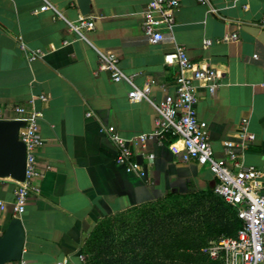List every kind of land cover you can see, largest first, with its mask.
<instances>
[{
	"label": "crops",
	"instance_id": "crops-1",
	"mask_svg": "<svg viewBox=\"0 0 264 264\" xmlns=\"http://www.w3.org/2000/svg\"><path fill=\"white\" fill-rule=\"evenodd\" d=\"M89 1L87 17L94 28L84 33L85 41L67 25L81 15L75 0H0V109L7 119L17 118L10 111L15 106L43 111L37 158L48 166L37 180L39 193L29 196L20 216L13 209L16 184L0 179V235L15 217L25 234L21 260L10 264H81L84 242L103 218L169 193L183 195L215 184L207 167L181 161L180 139L171 145L151 141L133 146L145 178L115 165L116 148L103 128L113 126L125 139L149 133L155 110L148 101H128L129 83H113L108 72L94 74L98 52L115 53L122 72L134 75L136 87L154 80L149 98L156 104L165 92H173L179 73L164 63V55L174 49L170 36L192 62L222 70L212 95L198 87V121L209 133L214 156L222 158V142L238 144V123L247 119L255 141L242 160L263 172L264 185V30L256 27L264 16V0H209L210 6L177 0L175 25L156 45L141 30L148 0ZM44 5L55 11H40ZM232 32L236 39L203 48L204 40L214 42ZM36 50L41 56L29 61ZM149 153L153 160L146 158Z\"/></svg>",
	"mask_w": 264,
	"mask_h": 264
},
{
	"label": "built area",
	"instance_id": "built-area-1",
	"mask_svg": "<svg viewBox=\"0 0 264 264\" xmlns=\"http://www.w3.org/2000/svg\"><path fill=\"white\" fill-rule=\"evenodd\" d=\"M201 5H209V0H197ZM177 0H148L142 13L141 30L147 42L156 45L165 39L164 31L171 32L175 25V12L178 9ZM55 8L44 5L40 11ZM211 11L214 12L213 9ZM71 32L87 41L84 33L94 28V23L87 16L80 15L75 21L67 23ZM264 30V16L257 24ZM237 38L236 32L226 34L221 40H204L202 45L207 49L213 43L232 41ZM174 45L172 52L164 55L166 65L178 68L173 92H165L158 104L150 98V92L155 81L149 79L138 88L133 84L132 76H126L119 67V58L113 52H98L97 72H108L113 83L127 82L132 86L127 98L130 103L148 101L155 110L154 129L149 133L133 136L129 139L121 137L115 127L103 128V133L116 148L114 163L124 169L128 174L145 178L146 172L142 164L135 158L133 146L147 142H157L168 145L180 139L183 147L180 159L185 163H195L199 167H207L214 176L213 193L226 204L236 209L237 218L242 223L234 237H221L210 241L203 252L213 261L220 264H264V193L263 172L251 165H246L242 155L255 141V135L248 129V121L242 118L238 123L237 138L239 143L225 140L222 142L224 156L216 158L210 143L207 129L200 124L196 113L198 102V87L203 85L212 95L219 86L224 72L208 65L204 61L192 62L183 46L177 45L170 36ZM41 56L36 50L29 57V61ZM256 58V55L253 56ZM41 102L47 101V96L39 97ZM17 120L23 122L19 128L18 138L25 146V177L22 182H14L13 209L16 216L24 213L28 198L31 194L39 193V180L48 166L39 164L37 153L43 146L39 134L40 122L44 117L41 109L15 106L11 110ZM86 116H91L90 112ZM4 112L0 109V120H6ZM153 160L154 155L149 153L146 157ZM4 209L0 201V210ZM81 264H85L83 253L78 255ZM24 264V263H22Z\"/></svg>",
	"mask_w": 264,
	"mask_h": 264
},
{
	"label": "trees",
	"instance_id": "trees-1",
	"mask_svg": "<svg viewBox=\"0 0 264 264\" xmlns=\"http://www.w3.org/2000/svg\"><path fill=\"white\" fill-rule=\"evenodd\" d=\"M139 208L124 238L113 234L110 218L97 223L82 248L85 264H220L203 249L212 240L234 237L242 228L236 209L213 188L169 193Z\"/></svg>",
	"mask_w": 264,
	"mask_h": 264
},
{
	"label": "water",
	"instance_id": "water-1",
	"mask_svg": "<svg viewBox=\"0 0 264 264\" xmlns=\"http://www.w3.org/2000/svg\"><path fill=\"white\" fill-rule=\"evenodd\" d=\"M82 16L89 15V0H75ZM23 122L17 119L0 120V179L22 182L25 177V146L18 138ZM24 229L15 217L0 235V264L20 262L24 245Z\"/></svg>",
	"mask_w": 264,
	"mask_h": 264
},
{
	"label": "rangeland",
	"instance_id": "rangeland-1",
	"mask_svg": "<svg viewBox=\"0 0 264 264\" xmlns=\"http://www.w3.org/2000/svg\"><path fill=\"white\" fill-rule=\"evenodd\" d=\"M140 208H133L121 213H117L111 216H108L112 221V225L114 228L113 234L124 238L127 236L128 229L132 228V226L136 223L138 212ZM100 222V221H99Z\"/></svg>",
	"mask_w": 264,
	"mask_h": 264
}]
</instances>
